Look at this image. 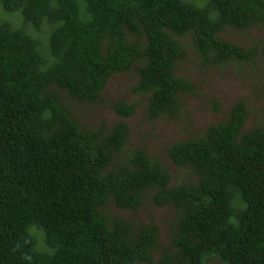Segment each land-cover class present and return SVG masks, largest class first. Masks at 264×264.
Masks as SVG:
<instances>
[{"label": "trees", "instance_id": "16d2710c", "mask_svg": "<svg viewBox=\"0 0 264 264\" xmlns=\"http://www.w3.org/2000/svg\"><path fill=\"white\" fill-rule=\"evenodd\" d=\"M1 1L21 12L25 30L0 23V264L153 261L158 227L136 229L109 211L139 208L152 193L177 215L174 251L159 264H264V121L246 129L254 119L246 102L168 148L174 164L192 170L175 185L145 148L112 165L128 123L95 129L78 111L101 103L113 76L132 73V91L151 94L152 119L175 112L195 91L181 74L192 44L199 67L263 68L264 41L246 47L222 33L264 26V0ZM134 110L121 103L114 112Z\"/></svg>", "mask_w": 264, "mask_h": 264}, {"label": "rangeland", "instance_id": "374dc122", "mask_svg": "<svg viewBox=\"0 0 264 264\" xmlns=\"http://www.w3.org/2000/svg\"><path fill=\"white\" fill-rule=\"evenodd\" d=\"M0 4V23L9 22L15 29L25 30L21 12H6L1 0ZM36 34L48 43L46 34ZM222 36L233 43L249 47L260 40L264 41V26L246 30L231 29L224 31ZM194 49L193 44L186 48L187 58L181 62L185 71L181 74L193 81L195 91L181 98L180 105L172 115L151 118L150 95H136L132 91L137 80L132 73L113 76L102 92L101 103L94 106L84 103L78 107L80 123L95 129L107 131L118 122L126 121L129 125V147L125 150L130 149L131 153L137 148H145L168 167L172 175V185L177 184L180 179H187L192 173L190 168H180L167 156V150L173 143L193 138L212 124L223 122L225 114L239 101L247 103L248 109L252 111L251 117L254 118L248 119L246 129L261 125L264 121V67L259 69L250 66V63L238 62L225 63L219 71L199 67L193 64ZM134 67H139V63ZM213 102L218 104L220 111L214 109ZM118 103L136 104L135 113L128 118L116 114L113 106ZM152 196L153 193L147 194L142 206L136 209H119L113 204L109 206L112 216H120L130 221L136 229L150 224L158 227L154 260L144 264H159L165 253L174 251L171 228L174 217L177 216L176 211L169 206L155 205Z\"/></svg>", "mask_w": 264, "mask_h": 264}, {"label": "clouds", "instance_id": "9594fccd", "mask_svg": "<svg viewBox=\"0 0 264 264\" xmlns=\"http://www.w3.org/2000/svg\"><path fill=\"white\" fill-rule=\"evenodd\" d=\"M134 92V91H133ZM194 91H187V92H184L181 96H180V99H179V104L178 105H180V100H181V98L183 97V96H185V95H188V94H190V93H193ZM136 95H146V94H139V93H136V92H134ZM147 94H149L150 95V98H151V94L150 93H147ZM150 98H149V107H150ZM162 101L165 103V104H169V102L170 101H167V99H166V97L165 96H162ZM127 104V103H126ZM116 105H121V103H118V104H116ZM116 105H114L113 107H114V110H115V106ZM131 105H134L135 106V110H134V113H135V111H136V104H131ZM247 109H248V106H247ZM251 110H249L248 109V112H250ZM116 112V111H115ZM133 113V114H134ZM174 113V109L173 110H169L168 112H167V114H165V115H162V116H159L158 118H156V119H159V118H161V117H164V116H166V115H172ZM116 114H118V115H120L118 112H116ZM132 114V115H133ZM131 115V116H132ZM120 116H122V115H120ZM122 117H124V118H128V117H130V116H128V117H126V116H122ZM224 120V119H223ZM126 122V121H125ZM221 123V122H220ZM220 123H216V124H220ZM216 124H212V125H216ZM211 125V126H212ZM209 128V127H208ZM199 134L200 133H198L196 136H194L193 138H196V137H198L199 136ZM127 147H129V145H128V143L126 142V146H125V149L127 148ZM123 150L118 156H117V158H113V160H112V165H116V164H119V163H121V162H125V160L124 159H127L128 158V153H129V150ZM158 241V240H157ZM157 243V242H156ZM155 243V244H156ZM155 246V245H154ZM153 246V247H154ZM154 252V251H153Z\"/></svg>", "mask_w": 264, "mask_h": 264}, {"label": "bare ground", "instance_id": "6f19581e", "mask_svg": "<svg viewBox=\"0 0 264 264\" xmlns=\"http://www.w3.org/2000/svg\"><path fill=\"white\" fill-rule=\"evenodd\" d=\"M185 50V49H184Z\"/></svg>", "mask_w": 264, "mask_h": 264}]
</instances>
